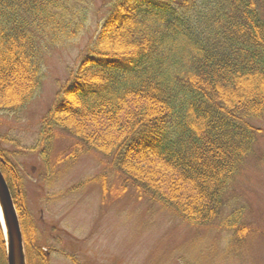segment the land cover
Listing matches in <instances>:
<instances>
[{"label":"trees","instance_id":"obj_1","mask_svg":"<svg viewBox=\"0 0 264 264\" xmlns=\"http://www.w3.org/2000/svg\"><path fill=\"white\" fill-rule=\"evenodd\" d=\"M93 6L0 0V113L31 101L43 51L76 40ZM101 6L103 19L28 150L40 149L44 160L54 130L64 132L76 142L60 162L102 154L140 196L190 224L211 223L262 133L254 122L264 117V0H101ZM9 154L0 146L26 264H47ZM4 253L0 228V264Z\"/></svg>","mask_w":264,"mask_h":264},{"label":"rangeland","instance_id":"obj_2","mask_svg":"<svg viewBox=\"0 0 264 264\" xmlns=\"http://www.w3.org/2000/svg\"><path fill=\"white\" fill-rule=\"evenodd\" d=\"M93 4L87 30L65 48L43 51L40 86L31 101L19 112L0 113V146L10 153L21 176L45 261L264 264V117L254 122L262 133L234 176L219 218L204 225L190 224L175 211L140 196L102 154L86 152L60 162L76 142L64 132L54 130L44 160L40 149L28 150L37 143L43 117L77 67L80 50L104 17L101 0ZM23 248L26 263L24 242Z\"/></svg>","mask_w":264,"mask_h":264},{"label":"water","instance_id":"obj_3","mask_svg":"<svg viewBox=\"0 0 264 264\" xmlns=\"http://www.w3.org/2000/svg\"><path fill=\"white\" fill-rule=\"evenodd\" d=\"M0 227L6 264H26L20 225L8 186L0 172Z\"/></svg>","mask_w":264,"mask_h":264}]
</instances>
